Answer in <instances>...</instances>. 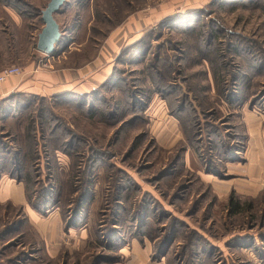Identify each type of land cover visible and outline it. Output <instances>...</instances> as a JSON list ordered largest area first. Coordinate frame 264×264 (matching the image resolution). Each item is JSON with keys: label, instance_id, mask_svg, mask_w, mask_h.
<instances>
[{"label": "rangeland", "instance_id": "374dc122", "mask_svg": "<svg viewBox=\"0 0 264 264\" xmlns=\"http://www.w3.org/2000/svg\"><path fill=\"white\" fill-rule=\"evenodd\" d=\"M128 1L67 0L55 16L66 30L55 53L61 58L50 63L53 55L38 52L49 65L108 64L103 83L45 100L26 93L7 112L9 122L0 119V132L11 130V146L27 148L38 140L24 139L26 127L44 110L48 159L42 149L41 161L30 159L29 193L17 173L0 175V184L8 178L22 184L28 218L26 208L61 214L53 203L45 211L33 206L45 186L54 200L85 199L78 224L66 228L61 217L69 247L57 257L36 230L31 238L10 233L17 216L0 201V264H128L132 241L156 264H264V188L220 198L205 182L209 174L234 176L228 162H246L249 111L264 127V0ZM5 2L26 16L37 48L49 0ZM133 12L141 18L125 26ZM77 22L78 35L71 29ZM124 26L132 34L112 40ZM163 127L182 135L173 147L169 136L158 137ZM56 128L70 139L62 150L49 135ZM70 181L74 192L66 188ZM140 181L153 190H141ZM232 201L240 203L238 213ZM75 209L71 202L65 213L72 218Z\"/></svg>", "mask_w": 264, "mask_h": 264}, {"label": "crops", "instance_id": "0c3cea01", "mask_svg": "<svg viewBox=\"0 0 264 264\" xmlns=\"http://www.w3.org/2000/svg\"><path fill=\"white\" fill-rule=\"evenodd\" d=\"M128 2L131 5L134 0ZM15 7L12 3L0 4V71L7 66L16 65L22 68L23 73L10 76L5 81L0 82V103L15 93H28L49 96L50 98L70 91L86 93L96 89L106 80L110 70L108 64L102 68H97L94 64L88 63L82 66L57 65V62L54 63L55 65H49L47 58L40 55L38 52L41 51L34 47L32 40L35 34L26 32V16L19 14ZM139 18L141 16L137 15V12H133L123 20V24L125 26L132 25L138 22ZM139 24L141 25V23ZM125 26L122 31L120 29L116 31L112 40L117 39L120 35L132 34L128 27V32L124 30ZM80 27L79 25L73 34ZM61 56L60 54L53 55L48 57V61L50 60L51 63L54 57L61 58ZM256 116L253 111L247 113L246 162L244 164L228 162V171L234 175L229 179H219L212 174L205 177L206 183L213 182L212 190L220 198H225L233 189H236L237 192L255 195L264 188V127L261 122L254 119ZM165 129V127L161 129L158 137L161 136L165 139L169 136L166 142L173 147L182 135L176 133L172 127ZM172 137L173 139H171ZM188 154L191 163L193 164L194 161L196 168H199L193 154L190 152ZM139 183L141 190L148 192L153 190L152 186L149 187L141 181ZM200 194L201 192L198 193V196ZM9 200L16 204L26 205V196L22 184H17L15 180L10 178L5 179L0 184V201L5 203ZM26 212L48 254L57 257L64 246L69 247V245H65L66 232H64L63 221L57 211L42 215L32 208H26ZM70 234H75L73 229L70 230L69 237ZM124 247L127 248V246ZM125 248L123 251H126ZM128 248L130 249L128 261L131 260L128 264H156L147 260L144 254L146 252L141 251L138 242L132 241ZM159 264H164V262L161 261Z\"/></svg>", "mask_w": 264, "mask_h": 264}, {"label": "trees", "instance_id": "16d2710c", "mask_svg": "<svg viewBox=\"0 0 264 264\" xmlns=\"http://www.w3.org/2000/svg\"><path fill=\"white\" fill-rule=\"evenodd\" d=\"M66 2H65V4H66ZM62 7L60 8V10L57 13H59L61 11ZM41 12H42V10H41ZM56 14H55V16H56ZM79 25L82 26L80 22H77L76 24H74L72 26L71 29L72 30L76 29ZM81 29H82V27H80L79 30L75 32V34L78 35L80 33ZM62 31H63V35H62L61 39L59 40V42H57L56 48H58L62 44L63 36L66 33V30H62ZM55 53H56V49L51 55H55ZM57 55H59V54H57ZM23 95H26V93L12 94L0 103V111L4 112L3 115H1L2 112L0 113V119L1 118L4 120L9 119V116L6 115L7 112L10 110H14L15 104L17 105V98L22 97ZM33 96L38 99L39 95H33ZM39 97H41L40 100L46 99V96H39ZM1 109H3V110H1ZM46 111H48V110H46ZM43 113H44L43 108L42 109L39 108L35 114V116L38 118V120L32 121L30 119V123L26 127L27 132L24 135V139L26 140V138L29 137L31 140L33 138H36L38 140L35 142V144H32V141H31L30 143L32 145L27 143V145H28L27 148H26V145H24L23 147L20 146V148H15L14 146H11L12 144L9 143V141H8V138L11 135L10 129H8L5 133L0 132V175L7 173V172H10V174L14 176L15 173H17V175H16L17 179H19L20 182H23L25 184L26 190H28V193L30 191L29 190V181L32 180L31 179V177H32L31 169H30V165H31L30 159L33 161L35 160L34 162L41 161L43 158V156H42L43 151L45 154L44 159H48L47 153L49 151V147L47 150V147H44V145H43V144L47 143V141L45 140L47 138V136H45V133L43 135V132L41 131V129H43V126L45 125V122L43 121ZM48 114L49 113L46 112V119L48 118ZM52 115L54 116L53 113H52ZM52 117L49 119L50 121L52 120ZM6 122H9V121L6 120ZM54 122H55V120H54ZM31 124H33V125H31ZM28 133L30 134V136L28 135ZM49 135L52 136L54 143L57 142L56 144L60 146L61 150H62V148H66V147H64V145L69 144L70 139H67V138L63 139L64 134L58 133L57 128L54 129L52 133H49ZM58 149L59 148L54 147V149L51 150V152L58 151ZM67 150L68 149H66V151ZM24 165H26V169H25ZM46 169L50 170V169H48V167ZM23 171H24V173L26 172V175H23ZM20 172L22 173V175L19 174ZM47 176L49 178V175H47ZM66 188L70 192H74V191H72L73 188L71 185V181L68 183V186ZM52 190H53L52 187H50L49 189H47L46 186L42 187L40 193L38 195H36L38 197V199L40 200V203H39V205H38V202L34 203L33 198H32L33 206L38 211H45V209H46L45 206H47L48 203L49 204L53 203L54 207L59 206L60 209H62V212L60 215L66 223V228L73 226L75 224H78V221L80 222L81 219L83 218L82 214H83L84 208H85V199L83 197V194L81 196L76 197L75 200L74 199L72 200L70 197H69V199H65L64 201L62 198H56L54 200V198H53L54 194H53ZM28 193L26 191V194H28ZM30 195L31 194H28V196H30ZM60 196H62V194H60ZM71 202L72 203L74 202V204L76 205L75 216L72 218L69 217V215H68L69 212L65 213L67 208L71 206ZM4 206L6 208V211L8 212V215L12 214V215H15L17 217L22 215L21 218L16 217L17 218L16 219L14 217V219H13L14 222H12L13 225L11 226L12 229L10 230V233L14 232L18 236H22L24 233H26L25 234L26 236H29L30 238L33 237L32 232H35V226L32 224L30 219L27 217V215L24 211L23 205H21V204L16 205L12 201L9 200V201L4 203ZM230 206H231L232 212L238 213L240 211L241 205L239 202L232 201L230 203ZM0 207H2L1 204H0ZM1 219H3V215L0 217V220ZM74 220H76L77 223L74 222ZM0 236H1V233H0ZM30 241H32V240H30Z\"/></svg>", "mask_w": 264, "mask_h": 264}, {"label": "water", "instance_id": "95a60500", "mask_svg": "<svg viewBox=\"0 0 264 264\" xmlns=\"http://www.w3.org/2000/svg\"><path fill=\"white\" fill-rule=\"evenodd\" d=\"M67 0H49L46 7L41 12L44 23L38 34L37 49L46 54H52L56 49V44L63 35V31L57 21L55 14L65 4Z\"/></svg>", "mask_w": 264, "mask_h": 264}, {"label": "built area", "instance_id": "2783aa9c", "mask_svg": "<svg viewBox=\"0 0 264 264\" xmlns=\"http://www.w3.org/2000/svg\"><path fill=\"white\" fill-rule=\"evenodd\" d=\"M22 73L23 70L20 66H16V65L7 66L0 71V82L5 81L10 76L20 75Z\"/></svg>", "mask_w": 264, "mask_h": 264}]
</instances>
